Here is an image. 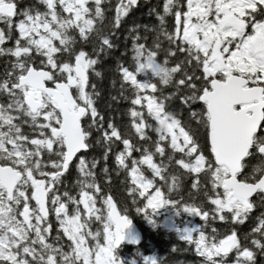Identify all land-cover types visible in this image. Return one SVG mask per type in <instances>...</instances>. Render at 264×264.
Segmentation results:
<instances>
[{
	"label": "snow or ice",
	"instance_id": "1",
	"mask_svg": "<svg viewBox=\"0 0 264 264\" xmlns=\"http://www.w3.org/2000/svg\"><path fill=\"white\" fill-rule=\"evenodd\" d=\"M142 7L0 0V264H121L128 207L153 227L167 207L199 264H264V0H156L129 21ZM110 58L124 124L93 82ZM110 159L130 206L105 191Z\"/></svg>",
	"mask_w": 264,
	"mask_h": 264
},
{
	"label": "trees",
	"instance_id": "2",
	"mask_svg": "<svg viewBox=\"0 0 264 264\" xmlns=\"http://www.w3.org/2000/svg\"><path fill=\"white\" fill-rule=\"evenodd\" d=\"M27 2L32 3L34 0H27ZM110 2V0H105V5ZM142 7L137 10L131 17L129 21L134 20L138 24L150 23L152 18H150L148 13V7L155 5L156 0H141ZM127 27V25H125ZM123 45V39L120 41ZM110 65H114V58H110L106 63H101L98 66V70L102 72V77L94 78V83L97 85V91L100 92L99 105L103 113L106 116H111L117 120V122L124 124L127 121L125 116V110L127 108V103L119 98V83L117 82L115 86L112 84L113 77L111 72L108 71ZM111 97H117L115 101ZM117 150H119L117 148ZM102 151V150H97ZM159 160V157L156 158ZM145 169V168H144ZM109 174L111 176V184L105 188L106 193L110 191L113 195L115 201L123 207L124 204H131V198L127 193V187L130 183L129 179L123 170L117 171L111 159L109 160ZM77 178V173L73 168L64 177V183L60 187V191L68 190L72 194L76 193L74 187V181ZM66 185V187H65ZM101 187L104 188V184L101 183ZM187 184L183 187L181 195H187ZM100 205L97 204V207ZM71 207V206H70ZM126 214L131 220L137 222L139 227L143 232V242L139 246L122 244L119 249H115V254L121 259V264H130L132 259H137L139 264H143V256L148 253L154 254L156 258L164 259V264H199L200 258L197 257L190 247L186 246L183 242L179 241L177 238L176 231L168 230L161 226L158 222L161 218H154L156 221V226H147L145 220L142 218V213H137L134 208L128 207ZM198 222V220L196 221ZM97 225L92 224L93 230ZM247 225H245L241 231H246ZM173 245H176L177 250L172 251ZM187 249V250H185Z\"/></svg>",
	"mask_w": 264,
	"mask_h": 264
},
{
	"label": "water",
	"instance_id": "3",
	"mask_svg": "<svg viewBox=\"0 0 264 264\" xmlns=\"http://www.w3.org/2000/svg\"><path fill=\"white\" fill-rule=\"evenodd\" d=\"M131 220V219H130ZM165 223L168 225V218L165 220ZM132 238H136L137 242H131ZM143 242V232L137 222L131 220V226L129 229L125 230V239L121 241V243L115 248L119 249L122 244H129L134 246H139ZM146 256H154L152 253H148Z\"/></svg>",
	"mask_w": 264,
	"mask_h": 264
},
{
	"label": "rangeland",
	"instance_id": "4",
	"mask_svg": "<svg viewBox=\"0 0 264 264\" xmlns=\"http://www.w3.org/2000/svg\"><path fill=\"white\" fill-rule=\"evenodd\" d=\"M145 174V173H144ZM146 175V174H145ZM69 210L71 211V207L69 206ZM170 216V210L167 208V207H165V208H162V209H159L158 211H157V213H154L153 214V219L154 218H156V217H158V218H161V220H159L158 222L161 224V226L162 227H164V228H166V229H168V230H173V231H175L174 230V228H172V227H169V226H167L166 224H165V220L168 218ZM142 218L145 220V224L147 225V226H149V225H152V224H150L149 222H148V219L145 217V215L143 214L142 215ZM177 218L180 220V222H178V220H177ZM184 215L183 214H181V216H179V217H174V219L176 220V222H178V225H179V223L181 224L182 222H183V220H184ZM155 220V219H154ZM198 220V219H197ZM115 250V249H114ZM115 254V253H114ZM116 255V254H115ZM117 256V255H116ZM121 260V259H120ZM132 260H135V264H139L138 262V260L137 259H132ZM131 260V261H132Z\"/></svg>",
	"mask_w": 264,
	"mask_h": 264
},
{
	"label": "flooded vegetation",
	"instance_id": "5",
	"mask_svg": "<svg viewBox=\"0 0 264 264\" xmlns=\"http://www.w3.org/2000/svg\"><path fill=\"white\" fill-rule=\"evenodd\" d=\"M150 135H154V133H150ZM144 173L146 174V175H150V172H149V170L147 169V167L146 166H144ZM177 220H178V222H180V220L177 218ZM178 222H176L177 224H178ZM55 222H54V220H53V224H54ZM166 224V223H165ZM180 224V223H179ZM167 225V224H166ZM168 226V225H167ZM53 234H55V233H53ZM114 251V250H113ZM114 253H115V251H114ZM146 255H144L143 257H145Z\"/></svg>",
	"mask_w": 264,
	"mask_h": 264
}]
</instances>
